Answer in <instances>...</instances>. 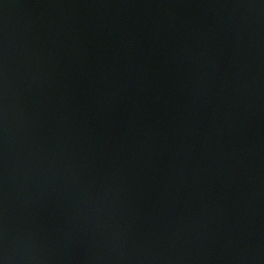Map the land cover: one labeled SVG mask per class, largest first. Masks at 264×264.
<instances>
[{
    "label": "water",
    "instance_id": "95a60500",
    "mask_svg": "<svg viewBox=\"0 0 264 264\" xmlns=\"http://www.w3.org/2000/svg\"><path fill=\"white\" fill-rule=\"evenodd\" d=\"M0 264H264V0H0Z\"/></svg>",
    "mask_w": 264,
    "mask_h": 264
}]
</instances>
